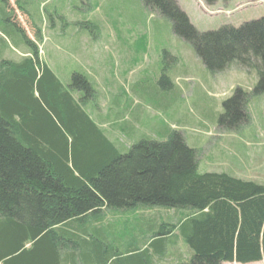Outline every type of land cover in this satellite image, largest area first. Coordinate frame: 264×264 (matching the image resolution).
<instances>
[{
	"label": "trees",
	"instance_id": "trees-1",
	"mask_svg": "<svg viewBox=\"0 0 264 264\" xmlns=\"http://www.w3.org/2000/svg\"><path fill=\"white\" fill-rule=\"evenodd\" d=\"M141 1L172 22L211 74L257 72L254 89H237L220 115L241 122L247 102L264 94V17L199 31L176 0ZM15 2L42 40L40 8ZM0 32L29 51L0 57V264L264 261V184L200 173L180 131L117 146L86 110L98 105L94 84L78 71L63 83L8 0H0ZM169 81L163 75L161 83ZM153 207L162 210L146 212ZM176 239L186 254L171 250Z\"/></svg>",
	"mask_w": 264,
	"mask_h": 264
},
{
	"label": "rangeland",
	"instance_id": "rangeland-1",
	"mask_svg": "<svg viewBox=\"0 0 264 264\" xmlns=\"http://www.w3.org/2000/svg\"><path fill=\"white\" fill-rule=\"evenodd\" d=\"M20 1L31 12L38 6L45 18L39 40L30 16L8 0L41 59L63 83L78 71L94 84L98 105L89 102L86 110L117 146L180 131L198 153L200 173L227 172L264 184V94L247 102L241 122L220 121L237 89H254L256 71L231 67L211 74L172 22L141 0H49L45 10L42 0ZM176 1L199 31L264 17V0ZM25 45L0 32V57L20 59L29 52ZM163 75L170 80L166 85ZM171 250L186 254L181 240Z\"/></svg>",
	"mask_w": 264,
	"mask_h": 264
},
{
	"label": "crops",
	"instance_id": "crops-1",
	"mask_svg": "<svg viewBox=\"0 0 264 264\" xmlns=\"http://www.w3.org/2000/svg\"><path fill=\"white\" fill-rule=\"evenodd\" d=\"M238 22H239V21H238ZM235 23H236V22H235ZM235 23H234V24H235ZM74 48H75V47H74ZM75 49H76V48H75ZM77 52H78V51H77V49H76V50H75V53H76V55H78V53H77ZM104 55H105V54H104Z\"/></svg>",
	"mask_w": 264,
	"mask_h": 264
}]
</instances>
